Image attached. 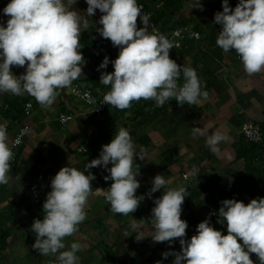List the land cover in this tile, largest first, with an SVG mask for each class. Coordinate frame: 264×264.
I'll list each match as a JSON object with an SVG mask.
<instances>
[{
	"label": "crops",
	"instance_id": "1",
	"mask_svg": "<svg viewBox=\"0 0 264 264\" xmlns=\"http://www.w3.org/2000/svg\"><path fill=\"white\" fill-rule=\"evenodd\" d=\"M9 2L0 0V24L5 26L9 17L4 15L3 8ZM139 2L152 16H156L157 26L165 32L173 24L183 22L201 33V41L188 43V48L183 50L172 48L169 55L178 65L195 69L201 90L206 91L207 96L192 106L178 105L175 100L166 101L157 113L148 107L154 101L145 100L143 118L137 116L142 113L140 108L143 99L133 101L124 110L108 106L103 114L96 116L90 107L70 95L71 86L58 90L51 108H42L27 93L20 96L0 95V125L6 129L8 146L21 127L28 126L32 131L19 149L17 162L10 165L11 182L0 184V236L3 233L8 235L7 247L0 249V264H19L16 262H20V259L27 264H56L55 256L40 255L32 248L35 235L30 231L34 219L43 218L42 205L47 192L51 191L50 181L65 166L84 171L86 157L90 155L92 159L98 158L102 145L112 140L119 127L129 131L135 151L146 157L144 160L135 158V163L140 166L137 176L140 187L136 195H144L145 198L135 212L126 216L114 214L110 212V206L104 198L106 189L112 183L104 179L108 173L99 166L85 172L86 175L91 172L95 176L91 181L92 195L85 208L86 219L78 225L76 233L64 240L66 249L72 242L82 245L76 253L80 264L87 263L83 260L87 256L98 258L93 251H98L103 261L108 253L104 246L103 251L98 248L102 244L112 250L115 264L132 259H138L143 264H156L157 261L171 264L174 256L169 255L164 259L162 253L170 250L179 252V238L171 245L168 242H153L150 237L137 241L135 233L131 234L129 229V224L135 222L142 225L138 231L143 230L145 236L150 233L153 201L163 192L161 189L152 193L151 197L147 195L157 174L163 175L167 181L166 189L186 188L187 195L181 206V219L188 224L186 239L196 234V226L206 218L216 230L227 234L225 228L214 223L207 215L214 193L245 204L251 199L264 197V161L255 162L257 157L264 156V143L261 146L251 145L240 134L241 127L250 122L261 125L264 130V69L249 75L244 72L234 49L224 53L216 46L221 26L212 21L214 14L222 11V0H200L203 10L196 7L197 0H189L180 11H175V8L184 0ZM73 8L78 14L84 15L87 4L85 0H78ZM101 15L97 9L88 18V29L80 34L82 47L79 51L84 58L81 63L84 64L82 76L72 83L91 86L99 98L110 90L109 86L99 82L100 74L114 70L111 60L117 58L119 51L96 31L102 27L97 23ZM139 26L143 27L142 24ZM106 56L110 61L107 68L97 71ZM25 67L13 66L11 70L19 76ZM183 82L181 74L178 84L182 85ZM17 97L30 98L27 103H33L29 118L24 114L21 120L19 118L20 121H16L13 119L16 118L14 114L9 115V105L18 103L14 101ZM61 114L71 115L73 120L63 126L58 120ZM193 127H200L204 134L194 136ZM215 131L223 133L226 140L218 145L219 151L213 154L206 147L205 140L207 135ZM89 136H96L97 148L91 152L87 151L84 144ZM144 138L148 142L146 147L140 143ZM80 148H84L87 154H80ZM165 156L170 157V161ZM38 163L39 166L33 169ZM125 230L130 236L124 237ZM95 240L101 242H96L94 246L91 242ZM107 240L111 244H107ZM67 241L71 242L67 244ZM13 257L16 261L11 262L9 259Z\"/></svg>",
	"mask_w": 264,
	"mask_h": 264
},
{
	"label": "clouds",
	"instance_id": "2",
	"mask_svg": "<svg viewBox=\"0 0 264 264\" xmlns=\"http://www.w3.org/2000/svg\"><path fill=\"white\" fill-rule=\"evenodd\" d=\"M77 2L10 0L7 3L3 13L9 19L6 26L0 24V95L27 93L42 108H51L58 90L70 87L82 76L80 34L88 29V18L98 9L102 15L97 23L102 27L96 31L119 49L117 58L111 60L114 70L100 74L99 82L110 88L100 103L118 110L127 109L133 101L141 99L154 101L155 107H162L169 100L192 106L207 96L201 90L195 69L178 65L170 58L174 44L156 32L150 17L141 14L142 6L137 0H85L84 15L73 8ZM197 4L203 10L200 0ZM138 16L143 27L137 26ZM212 23L221 26L216 46L224 53L234 49L245 73L252 75L264 69V0H238L234 8L229 0H222V11L214 14ZM109 63V58L104 57L97 71L106 69ZM13 66L25 67V71L17 76L11 70ZM181 74L182 85L178 84ZM192 134L204 133L200 127H193ZM7 139L6 129L0 125V184L11 182L9 162L13 153ZM225 140L223 133L215 131L207 135L205 145L215 154ZM137 157L146 158L135 151L129 131L119 127L112 140L102 145L98 158L85 164L84 171L62 167L50 181L51 191L42 205L43 218L34 219L30 225L35 235L32 248L40 255L55 256L56 264H78L76 253L82 245L72 242L66 249L64 240L76 233L78 225L86 219L85 208L95 176L85 172L99 166L108 173L104 179L112 183L104 198L110 212L126 216L135 212L145 198L136 195L140 187ZM166 184L163 175L157 174L147 193L151 197L163 189L162 195L153 201L150 233L145 236L143 230L138 231L142 225L129 224L137 241L150 237L153 242L171 245L179 238V252L162 253L164 259L174 256L171 264H253L252 253L258 264H264V197L251 199L247 204L235 198L224 199L213 214L226 227L227 234L216 230L206 218L196 226V234L186 239L188 224L181 219L186 188L166 189ZM123 235L130 236L127 230Z\"/></svg>",
	"mask_w": 264,
	"mask_h": 264
},
{
	"label": "built area",
	"instance_id": "3",
	"mask_svg": "<svg viewBox=\"0 0 264 264\" xmlns=\"http://www.w3.org/2000/svg\"><path fill=\"white\" fill-rule=\"evenodd\" d=\"M137 3L142 6V12L141 14L146 13L150 17V23L155 27V30L157 33H160L158 30L156 24L152 20V14L148 12L143 4L137 0ZM140 23L139 16L137 18V26L138 28ZM161 34V33H160ZM196 34V35H193ZM169 40L174 44L175 50H183L188 48V43H196L201 41L202 36L201 33L196 31L193 27L190 26H183L179 27L172 31L170 34ZM70 95L77 100L78 102L85 104L86 106L90 107L92 109V113L96 116L103 114L109 105H105L100 103L103 97H97L93 88L91 86H88L86 84L82 83H74L70 87ZM33 111V103H27L25 105L24 114L26 118H29L32 115ZM59 122L61 125H66L70 123L73 120V117L71 115L61 114L59 116ZM23 131V134H21ZM32 131L31 128L28 126L21 127L15 134L9 148L11 152L13 153V157L11 161L9 162L10 165H14L17 162L19 149L24 145L26 138L31 135ZM240 134L244 138V140L254 146H261L264 143V130L261 125L257 123H246L244 124L240 129ZM78 152L82 155H86L87 152L84 148H80ZM263 160L264 156L257 157L255 159V162H259ZM224 199H227L225 195L214 193L212 196V204L207 210V215L211 220L221 226L222 228L226 227L220 223H218V217L213 214L218 212L219 207L221 206V201ZM227 230V229H226ZM118 264V263H117Z\"/></svg>",
	"mask_w": 264,
	"mask_h": 264
},
{
	"label": "trees",
	"instance_id": "4",
	"mask_svg": "<svg viewBox=\"0 0 264 264\" xmlns=\"http://www.w3.org/2000/svg\"><path fill=\"white\" fill-rule=\"evenodd\" d=\"M185 2H182L179 4L178 7L175 8V11H180L182 9V7L184 6V4L189 1V0H184ZM238 3V0H229V5L233 8L236 6V4ZM152 20L154 21V23L156 24V26L158 25V19L156 18V16H152ZM174 26H171L170 30L165 32L164 29L161 27H158V30L160 31L161 34H164L166 37H169L170 34L172 33L173 30L179 28V27H183V26H189L188 23H176V24H173ZM30 98H23V99H20V98H15V102H18V103H15V104H12V105H9L11 110L8 112L9 115H12L14 114L16 116V118L13 117V119H16V121L20 120L23 118L24 116V106L26 105L27 101H29ZM153 102L149 103V108H152L154 109V112L157 113V111H159L161 109V107H155L154 104H152ZM142 110V113L141 115H137V116H141V117H145V109H146V103H145V100H143V104L141 105V108ZM158 109V110H157ZM153 112V113H154ZM152 113V114H153ZM136 118V117H135ZM19 120V121H20ZM141 145L143 147H146L148 145V142H147V139H143L141 140ZM85 144V147L88 149L87 151L91 152V150L97 148V144H96V136H89L88 139L86 140V142L84 143ZM97 150V149H96ZM95 150V151H96ZM92 159V157H90V155H88L86 157V161L85 162H90ZM165 159L170 161V157H166L165 156ZM39 166V163L37 166H34L32 167L33 169H36L37 167ZM187 209V208H186ZM7 234L6 233H3L1 236H0V249H5L7 247L6 245V240H7ZM104 247L106 248V251L108 253V255L105 256V260L106 261H109V262H112V263H116V258L114 257V255L112 254V250L107 248L106 245H104ZM118 264H143L141 263V261H139L138 259H132L130 261H127L125 263H118Z\"/></svg>",
	"mask_w": 264,
	"mask_h": 264
},
{
	"label": "rangeland",
	"instance_id": "5",
	"mask_svg": "<svg viewBox=\"0 0 264 264\" xmlns=\"http://www.w3.org/2000/svg\"><path fill=\"white\" fill-rule=\"evenodd\" d=\"M71 241H67V244H69ZM96 242H101V241H99V240H95V241H92L91 243H92V245H94ZM107 242V244H111V242L110 241H106ZM91 245V246H92ZM95 246V245H94ZM103 246H104V244H102V245H100L98 248H100L101 250L103 249ZM103 251V250H102ZM93 253L95 254V256H98V258H96V259H94L92 256L90 257H86V258H83V260L84 261H86L88 264H115V263H112V262H109V261H106V262H104V258H103V261H102V255L101 256H99V254H98V251H93ZM11 262H14V261H16V258L15 257H13V258H11V259H9ZM4 262V261H3ZM10 262V263H11ZM20 262L22 263V264H27L25 261H22V259H20ZM20 262H16V263H19V264H21ZM86 263V264H87ZM78 264H80L79 262H78Z\"/></svg>",
	"mask_w": 264,
	"mask_h": 264
},
{
	"label": "water",
	"instance_id": "6",
	"mask_svg": "<svg viewBox=\"0 0 264 264\" xmlns=\"http://www.w3.org/2000/svg\"><path fill=\"white\" fill-rule=\"evenodd\" d=\"M250 259H252L253 264H258L257 257L254 253L250 254Z\"/></svg>",
	"mask_w": 264,
	"mask_h": 264
}]
</instances>
